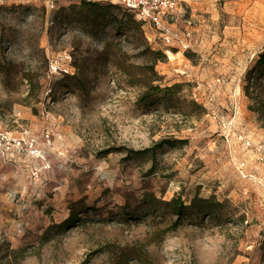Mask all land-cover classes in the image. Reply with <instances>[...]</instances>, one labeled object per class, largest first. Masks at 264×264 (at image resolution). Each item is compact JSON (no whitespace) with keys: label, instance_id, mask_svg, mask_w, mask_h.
I'll return each instance as SVG.
<instances>
[{"label":"rangeland","instance_id":"obj_1","mask_svg":"<svg viewBox=\"0 0 264 264\" xmlns=\"http://www.w3.org/2000/svg\"><path fill=\"white\" fill-rule=\"evenodd\" d=\"M89 1L0 0V130L41 155L0 149V264H264V0H183L170 44ZM145 195L223 206L171 229Z\"/></svg>","mask_w":264,"mask_h":264},{"label":"built area","instance_id":"obj_2","mask_svg":"<svg viewBox=\"0 0 264 264\" xmlns=\"http://www.w3.org/2000/svg\"><path fill=\"white\" fill-rule=\"evenodd\" d=\"M120 5L134 14L141 23L148 24L157 33L159 39L166 44L175 41L181 42L178 32L174 29V23L182 14L181 5L183 0H108ZM185 36L190 37V31H185ZM183 43V42H182ZM190 41L183 43L189 46ZM217 115H213L216 118ZM220 126L224 130L234 128L233 120L219 119ZM234 130V129H233ZM234 132V131H233ZM236 139L244 146H250V141L243 135L236 133ZM0 149L7 153L6 149L13 152H26L28 155L37 156L40 152L32 138L14 137L0 130ZM242 166V164H240Z\"/></svg>","mask_w":264,"mask_h":264},{"label":"trees","instance_id":"obj_3","mask_svg":"<svg viewBox=\"0 0 264 264\" xmlns=\"http://www.w3.org/2000/svg\"><path fill=\"white\" fill-rule=\"evenodd\" d=\"M81 3L91 6L99 5L97 2H90L89 0H81ZM115 4H106L103 9L109 7H115ZM120 6V5H119ZM121 7V6H120ZM102 9V8H101ZM124 9V8H122ZM125 10V9H124ZM127 11V10H126ZM146 52H150L153 55V60H161L164 57V54L161 50H151L149 47H146ZM245 80L248 82L250 80H264V48L257 54L256 59L253 60L250 67L245 72ZM180 84L175 83L170 86H165L164 88H159L157 85L148 84L144 92L140 95L139 100L142 102L148 101L150 97L156 95L159 91H168L174 88H179ZM154 100H151L153 102ZM185 143L184 140L176 138H163L155 142L151 147L143 149L141 151L131 150L127 148H122L127 153L132 155L138 154H149L151 157L154 156L156 150L160 149L164 145L174 146L176 144ZM111 150H104L103 153H107ZM145 201H148L154 206L155 210L158 209H167L175 215V219L170 225L171 229L176 228L181 218L185 215H195V216H207L213 212H218L223 204L215 200L214 196L208 197H199L194 195L188 204H185L184 201L177 195L172 196L169 200H160L156 199L151 195H145ZM70 218L66 219L63 223H66Z\"/></svg>","mask_w":264,"mask_h":264},{"label":"bare ground","instance_id":"obj_4","mask_svg":"<svg viewBox=\"0 0 264 264\" xmlns=\"http://www.w3.org/2000/svg\"><path fill=\"white\" fill-rule=\"evenodd\" d=\"M37 156H41V155H40V154H38ZM37 156H36V157H37Z\"/></svg>","mask_w":264,"mask_h":264}]
</instances>
